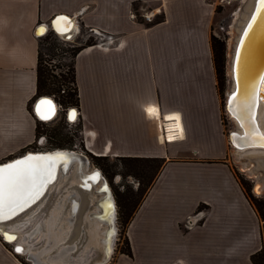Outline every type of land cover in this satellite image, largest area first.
<instances>
[{
    "label": "crops",
    "instance_id": "crops-1",
    "mask_svg": "<svg viewBox=\"0 0 264 264\" xmlns=\"http://www.w3.org/2000/svg\"><path fill=\"white\" fill-rule=\"evenodd\" d=\"M215 1L0 0V160L36 140V31L59 14L77 32L102 36L74 57L86 150L164 159L126 227L132 256L114 264H253L264 255V222L226 161L210 42ZM152 109L161 123L179 117L180 139L163 142ZM0 239V264H10Z\"/></svg>",
    "mask_w": 264,
    "mask_h": 264
},
{
    "label": "bare ground",
    "instance_id": "bare-ground-1",
    "mask_svg": "<svg viewBox=\"0 0 264 264\" xmlns=\"http://www.w3.org/2000/svg\"><path fill=\"white\" fill-rule=\"evenodd\" d=\"M229 1L231 2L234 0ZM59 22L60 19L52 24L56 33L51 29V26L49 29L59 38L65 40L72 39L73 34L75 32L77 33L76 25L73 20L67 18L65 24L61 25ZM45 26L44 24L39 25L36 33L42 35L46 30L47 26ZM234 29L235 32L228 59L227 74L229 77V89L225 103L226 113L233 128L227 136V139L236 160L239 162L243 156L253 157L255 161L252 163V166L255 167L258 166L259 163L264 164V147L261 146V143H264V139H262L264 138V122L261 121V117L264 114V4L261 3V0L258 2L257 0H247V6L240 12V19L236 23ZM36 100L38 101L34 112L36 120L43 123L51 122L58 114L57 107L52 101H48L46 96L39 97ZM36 100L32 105L33 111ZM154 111L156 112L155 116L157 118L158 134L163 141L165 137L169 139L166 140L167 142L180 139V136L183 134L179 123V117L176 115L175 117L172 115L163 116L165 120L162 121L163 124L159 121L158 110L152 109V112ZM45 116L47 119L42 118ZM68 117L70 120L76 118V110L72 108L69 109ZM168 133H170L169 136ZM247 152L250 154L242 155ZM26 153L43 154L39 155L40 157L31 158L33 164L37 168L38 174L43 177L45 182L42 184L41 194L35 199V203L29 200L24 204L22 210L17 205H9L8 203H5L3 208H0V236L2 240L7 244L13 245V249L15 247L16 249H21L20 252L13 253L20 256L26 254L27 259L32 264H49L48 257L51 256L52 253H55V256L63 254L67 248L58 249L63 242L65 243L67 240L81 204V195L78 194L79 192L76 190H69L76 185L90 196L92 209L88 210L84 217L85 226L88 224L96 225L94 231L91 229L88 231V235L90 237L93 233L94 236H96L95 241H99L98 243L100 244L98 249L101 251L100 254L102 258L95 264H104L114 252L113 236L116 225V205L114 206V198L111 194V189L102 173L97 169L92 171L87 170L88 159L82 154L69 149L28 151ZM26 153H23V155ZM42 157H47L49 161L43 160ZM14 159L4 163H9ZM58 164H60V168L56 174L57 167H59L57 166ZM241 168L244 169V171L246 169L249 174H253L250 166L241 165ZM49 182H51L50 185ZM64 182L69 183V187L64 191L65 195L57 201L48 217L38 227L39 229L41 227L43 228L38 241L42 244L39 247H35L38 243L35 242L29 246L31 240L29 239L28 243H25L17 227L26 225L28 221L30 222L31 218L36 216L38 209L43 205L49 192L59 188L62 183L64 185ZM254 185V194H261L264 189V184H262L260 180H256L254 181ZM81 187L86 189H82ZM25 199H27V197ZM66 202H68L69 209H67L68 214L65 215L63 210ZM34 208H37V210ZM30 209H34V211L24 220L23 224H17L14 228H12L11 225L8 227L10 223H13L12 221L16 220ZM31 210L29 212H31ZM16 213L18 214L15 215ZM7 218L10 219L2 221ZM33 233H35V229L32 230L27 238ZM6 237H14L15 239L9 240L6 239ZM36 237L37 236H34L32 240Z\"/></svg>",
    "mask_w": 264,
    "mask_h": 264
},
{
    "label": "rangeland",
    "instance_id": "rangeland-1",
    "mask_svg": "<svg viewBox=\"0 0 264 264\" xmlns=\"http://www.w3.org/2000/svg\"><path fill=\"white\" fill-rule=\"evenodd\" d=\"M215 3V12L211 24V37L213 36L222 44V54L221 57H219L218 61V67L222 73L220 75L218 94L220 98L221 123L224 129V134L227 137L233 128V125L231 124V121L225 109L226 96L229 89V77L227 74L229 51L234 37V27L240 19V12L247 6V0H234L231 2L229 0H216ZM101 38L102 36L94 33L90 34L83 28L78 29L77 34L70 40L59 38L52 31L49 30L46 34L38 36L39 53L42 60V66L48 70V74L57 78L58 82H55V85H61L62 89H64L66 86L70 88L73 87L72 83L70 82V69L72 67V64H74L75 51L77 50V48H82L83 46H85L87 42L96 44V42H98ZM54 77H50V80H52L51 82H53V80L55 79ZM55 85L51 84L50 87L53 88L55 87ZM48 96L54 97V95ZM33 102L34 100L31 101L29 104L30 111H32ZM61 105L62 109L58 110V114L51 122L39 124L37 123L38 132L36 135V140L27 149L26 152L51 151L53 148H66L78 152L88 159V162L86 161L87 170L92 171L94 169H97L102 173L103 177L108 182L112 190V195L114 197L116 205V225L115 233L113 236L114 252L111 254V257L106 263L114 264L117 256L121 254L122 250L126 249L127 243V224L124 223L121 211L124 208V205L128 206L129 204L133 203V199L129 200V193L131 191H136L138 187V181L132 176L124 175L125 170L124 168H122L121 162L117 159L113 160V158L110 157H107L103 160L93 159L92 157L94 155L88 152L85 148L83 137L81 135L80 121L77 122L76 118L70 120V118L68 117L70 121H73L72 123H69L65 119L66 115L68 116V111H66L67 106L63 105L62 103ZM261 121L264 122V114L261 117ZM248 154L250 153L247 152L243 153L242 155ZM10 158L11 157L1 159L0 163ZM226 161L232 167L235 177L237 178L239 183L245 188L244 191L247 195L249 202L251 203L253 199L264 200V189L259 195H255L252 191L254 181L260 180L262 184H264V164L259 163L258 166H252V163H254L255 160L253 159V157L249 156H243L238 162L231 148H229ZM241 165L250 166L251 170L253 171V174H249L246 169L244 171V169L241 168ZM68 182H64V185L63 183L60 184L59 188L49 192L43 205L40 207V209H38L36 216L34 218H31L30 222H26V225H20L19 227H17L25 243H28L29 239L31 240L29 242V246L39 241L43 228L41 227L39 229L38 227L48 217L51 209L54 207L57 201L61 197H63V195H65L64 191L67 187H69ZM74 186L71 187L69 190H76L77 192H79L78 194L81 195V204L78 208L73 228L71 229V232L69 233L65 243L63 242V244L59 247L58 250H60L61 248L67 249L60 256H55V253H52L51 256L48 257L49 264H95L102 258L100 254L101 251L98 249V246L100 245L98 243L99 241H95L96 236H94L93 233L90 237L88 235V231L90 229L94 231L96 225L88 224L87 226H85L84 221V217L87 214L88 210L92 209L90 196L89 194L84 193V191L79 189L78 186ZM64 206L65 208L63 210V213H65L66 215L68 214L67 209H69L68 202H66ZM34 209L37 210V208ZM34 209H30L31 212H29V210L26 212L27 214L24 213L19 218L12 221L13 223H10L8 227H10L11 225V227L14 228V226L17 224H23L24 220L30 216ZM34 229L35 233H33L29 238H27L28 235ZM34 236L37 237L32 240ZM5 244V248L2 249V253L7 258V261L9 259L10 264H13L15 262L11 256V253L13 254L14 252L13 245ZM41 244V242H38L35 247H39ZM14 256L16 257L17 262L21 264H32L27 259L26 254L21 256Z\"/></svg>",
    "mask_w": 264,
    "mask_h": 264
},
{
    "label": "trees",
    "instance_id": "trees-1",
    "mask_svg": "<svg viewBox=\"0 0 264 264\" xmlns=\"http://www.w3.org/2000/svg\"><path fill=\"white\" fill-rule=\"evenodd\" d=\"M160 21H161V19H155L154 23H158ZM210 42H211L213 63H214L215 72H216L217 90L219 92L220 75L222 73L218 67V61H219V57H221V54H222V52H221L222 44L213 36L211 37ZM94 44L95 43L87 42L85 46H91ZM80 50H81L80 47L77 48V50L74 53V56H76V54ZM70 71H71L70 82L72 83L73 87L70 88V87L66 86L64 89H62L61 85H55V82H58L57 78L48 74V70L42 66V60H41V56L39 53L38 63H37V74H36V98L35 99H37L39 97L48 96V95H54L55 99L60 104L62 103L63 105H66L67 108H69V107L78 108V91H77V87H76V83H75L74 64H72ZM50 77L55 78L53 80V82H51L52 80H50ZM51 84L55 85V87H53V88L50 87ZM61 91H63V92L61 93ZM37 123L39 124V123H43V122L37 121ZM35 131H36V135H37V132H38V125L37 124H36V130ZM56 147H58V146H56ZM53 149H57V148H53ZM59 149H66V148H59ZM92 158L95 160H103V159H106L107 157L93 156ZM117 160L121 162L122 168H124V170H125L124 175L132 176L138 181V187H137L136 191L135 192L131 191L129 193V200L133 199V203L129 204L128 206L124 205V208L121 211V214H122L123 219H124V223L128 224L133 213L137 209L141 200L143 199L146 192L148 191L150 186L153 184V182L156 179L157 175L159 174L161 168L163 167L164 159H161V158L122 157V158H117ZM242 188H243V190H245V188L243 186H242ZM244 193H245V191H244ZM245 195H246V193H245ZM246 197H247V195H246ZM251 203H252L255 211L257 212L260 220L262 222H264V200L263 199H261V200L253 199V201ZM202 207L203 206H201V205L198 206V211L202 210ZM121 254H125L129 257L132 256L128 240L126 243V249L122 250ZM251 261L253 264H264L263 253L260 252V253H257L255 255H252Z\"/></svg>",
    "mask_w": 264,
    "mask_h": 264
},
{
    "label": "snow or ice",
    "instance_id": "snow-or-ice-1",
    "mask_svg": "<svg viewBox=\"0 0 264 264\" xmlns=\"http://www.w3.org/2000/svg\"><path fill=\"white\" fill-rule=\"evenodd\" d=\"M261 3L264 4V0H261ZM59 19L66 20L67 18L60 17ZM42 118L47 119L46 116ZM261 146L264 147V143H261ZM44 182L31 157L0 166V208L8 203L9 205L15 204L22 210L25 203L29 200L34 202L41 194ZM6 239L15 238L6 237ZM16 251L20 252L21 249L17 248Z\"/></svg>",
    "mask_w": 264,
    "mask_h": 264
},
{
    "label": "water",
    "instance_id": "water-1",
    "mask_svg": "<svg viewBox=\"0 0 264 264\" xmlns=\"http://www.w3.org/2000/svg\"><path fill=\"white\" fill-rule=\"evenodd\" d=\"M259 0H257V2H258ZM62 16H64V17H67V16H65V15H63V14H59V15H55L54 17H52L51 18V20H50V22L48 23V26L46 27V30H45V32L42 34V35H44L45 33H46V31L48 30V28H50V26H51V29L56 33V30L52 27V24H54V22L55 21H57L60 17H62ZM67 18H69V17H67ZM69 19H71V18H69ZM42 35H40L39 34V36H42ZM235 94H236V92H235ZM47 97V96H46ZM47 99H48V101H52L49 97H47ZM38 103V101L36 100V103H35V108H34V111L33 112H35V109H36V104ZM52 103H53V101H52ZM54 104V103H53ZM54 117V116H53ZM40 119H42V118H40ZM53 119V118H52ZM39 155H43V154H37V153H26V154H24V155H22L21 157H18V158H16V159H14V160H12L11 162H9V163H13V162H15V161H17V160H24V159H26V158H28V157H40ZM43 158V160H46V161H49V159H47V157H42ZM71 162V161H70ZM9 163H3V164H0V166H3V165H6V164H9ZM60 164H58L57 166H59ZM59 168H60V166L59 167H57V172H56V174L58 173V170H59ZM51 184V182H49V185ZM48 185V184H47ZM255 186V185H254ZM254 186L252 187V191H253V193H254ZM82 189H86V188H84V187H81ZM35 203V202H34ZM114 206H115V201H114ZM19 213V212H18ZM18 213H16L15 215H17ZM11 218V217H10ZM10 218H7V219H5V220H2V221H6V220H8V219H10ZM14 250V252H17L16 251V247L13 249ZM108 262V259H107V261L104 263V264H106Z\"/></svg>",
    "mask_w": 264,
    "mask_h": 264
},
{
    "label": "built area",
    "instance_id": "built-area-1",
    "mask_svg": "<svg viewBox=\"0 0 264 264\" xmlns=\"http://www.w3.org/2000/svg\"><path fill=\"white\" fill-rule=\"evenodd\" d=\"M144 19L146 20V21H148V22H150V20H152V18H150L149 16H147V15H145L144 16ZM47 26H48V24H47ZM48 30L49 31H51V29H49L48 28ZM48 30L46 31V33L48 32ZM45 33V34H46ZM98 35H100L99 33H97ZM39 36V35H38ZM63 92V91H62ZM47 97H49L52 101H53V103H54V105L57 107V109L59 110V109H62V106H61V104L55 99V97H51V96H47ZM72 109H75L76 110V112H77V117H76V119H77V122L78 121H80V112H79V110H78V108H76V107H71ZM70 108H66V111H68ZM38 119V118H37ZM65 119L69 122V123H72L73 121H70L69 120V118H68V116L66 115V117H65ZM75 121V120H74ZM76 123V122H75ZM164 124V123H163ZM165 140H169L167 137H165ZM164 142V141H163ZM193 222H197V219H194L193 220ZM190 224H191V222H190ZM190 224H189V220H188V226H190Z\"/></svg>",
    "mask_w": 264,
    "mask_h": 264
},
{
    "label": "flooded vegetation",
    "instance_id": "flooded-vegetation-1",
    "mask_svg": "<svg viewBox=\"0 0 264 264\" xmlns=\"http://www.w3.org/2000/svg\"><path fill=\"white\" fill-rule=\"evenodd\" d=\"M26 153V152H25ZM23 155V154H22ZM21 156V155H20ZM109 185V184H108ZM110 187V186H109ZM111 189V188H110ZM111 194H112V190H111ZM113 196V195H112ZM114 198V197H113ZM113 239H114V237H113Z\"/></svg>",
    "mask_w": 264,
    "mask_h": 264
}]
</instances>
